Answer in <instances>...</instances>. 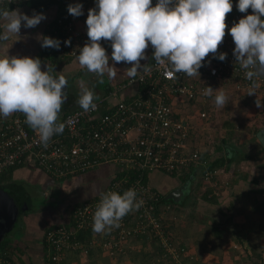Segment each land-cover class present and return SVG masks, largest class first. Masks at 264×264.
<instances>
[{"label":"built area","instance_id":"obj_1","mask_svg":"<svg viewBox=\"0 0 264 264\" xmlns=\"http://www.w3.org/2000/svg\"><path fill=\"white\" fill-rule=\"evenodd\" d=\"M156 3L157 0H152V6ZM248 14H252V9L241 13L235 8L227 14L226 35L217 53H227L224 61L209 54L204 66L198 70L200 75L189 77L173 72L167 62L158 65L152 58L134 78L127 76L125 81L94 101L95 110L85 112L78 107L61 116L58 123L64 124L63 132L53 135L47 146L41 143L37 131L28 132L24 128L25 118L20 112L2 119L0 175L25 162H31L55 178L73 177L105 164L118 168V174L107 182L101 193L70 209L74 221L71 229L55 224L42 231V239L50 251L46 252L45 264H64L66 252L86 256L90 249L113 258L123 254L125 243L138 235L161 246L164 252L160 255L166 263L189 264L181 258L182 247L173 245L166 237L170 233L167 231L171 219L170 205L161 201L160 192L145 179L154 171L165 175H186L190 170H199L203 163L198 148L191 141V134L199 128L198 124L209 121V105L215 103L216 95L224 93L220 84L226 83L235 91L264 89V74L249 80L246 72L253 69H244L236 62L233 55L235 44L228 32L234 23ZM65 16L56 18V24L47 28L46 37L61 41L59 50L53 48L58 54H64L66 45L63 42L70 39V54L77 55L75 50L83 47L89 38L75 27V17L68 14L66 20ZM110 43L101 41L105 49ZM129 86L136 88L133 94L110 102V98H116ZM208 87L214 90L211 95L206 94ZM213 174L205 171L202 180ZM130 188L136 190L137 200L142 202L139 209L123 217L118 228L104 233L94 232L93 215L102 194L117 192L122 195ZM79 228L92 230L86 245L72 237L73 229ZM0 264L16 263L0 251Z\"/></svg>","mask_w":264,"mask_h":264},{"label":"clouds","instance_id":"obj_2","mask_svg":"<svg viewBox=\"0 0 264 264\" xmlns=\"http://www.w3.org/2000/svg\"><path fill=\"white\" fill-rule=\"evenodd\" d=\"M241 13L248 14L228 29L235 48L233 55L246 72L249 80L264 74V0H238ZM233 9L232 0H96L88 10L86 19L88 42L79 49L77 60L82 68L100 77L105 74L115 78L117 72L109 64V56L101 41H110L111 60L131 64L125 70L134 78L138 69L144 70L141 61L146 59L149 44L154 49L152 58L158 65L169 64L175 73L189 77L200 75L205 58L224 61L227 53H218L226 35V17ZM68 13L73 17L83 15L81 3L69 4ZM0 18L7 21L0 40L9 34L19 35L21 27L33 28L46 19L43 13L31 16L19 9L0 11ZM23 22V23H22ZM70 45V39L63 42ZM61 41L51 37L41 38V47L59 50ZM210 63V61H209ZM49 65L42 70L39 57L9 56L0 58V116L7 118L20 112L26 123L38 132L40 141L47 146L55 134L63 132L64 124L58 123L59 113L67 99L65 76L52 75ZM214 90L207 88V95ZM253 93H250L251 95ZM95 94L81 82L78 104L85 111L95 110ZM227 96L220 92L215 97L218 106L227 103ZM261 107V103H257ZM135 189L122 195L117 192L102 194L93 215V231L104 233L120 226L129 212L141 206Z\"/></svg>","mask_w":264,"mask_h":264},{"label":"rangeland","instance_id":"obj_3","mask_svg":"<svg viewBox=\"0 0 264 264\" xmlns=\"http://www.w3.org/2000/svg\"><path fill=\"white\" fill-rule=\"evenodd\" d=\"M85 81L84 86L99 98L100 93ZM226 89L233 91L227 103L209 105V121L198 124L191 141L207 160L222 153L229 159L212 177L202 180L196 171L186 179L185 193L173 201V230L179 240H190L192 264H264V191L258 192L264 189V89ZM76 91L78 102L81 86ZM148 180L163 194L182 183L176 176L156 171L149 173ZM36 188L31 191V200L38 208L50 200L40 196ZM205 193L214 201L203 199ZM180 198L182 202L177 204ZM155 250L153 243L141 240L120 256L102 255L97 262L84 257L81 263L160 264Z\"/></svg>","mask_w":264,"mask_h":264},{"label":"crops","instance_id":"obj_4","mask_svg":"<svg viewBox=\"0 0 264 264\" xmlns=\"http://www.w3.org/2000/svg\"><path fill=\"white\" fill-rule=\"evenodd\" d=\"M71 2L73 4L81 3L83 5V15L77 17L78 22L76 25L77 27H87L86 19L88 10L95 7L96 0H72ZM232 4L233 9L237 8L238 0H232ZM31 5L21 7L20 11L29 16L33 12L43 13L46 19L42 20L39 25L33 28H24L22 26L19 35L9 34L8 40H0V58L6 55L43 58L41 38L46 36L47 25L54 20L57 11H55L53 6H50L47 10H41L38 4ZM6 23L7 21L0 18V34L5 32ZM153 51L154 49L149 44L148 49H146V59L141 61L142 65H145L152 58ZM106 54L110 58V66L116 68L114 69L117 72L115 78H109L107 74L100 77L95 73L89 72L86 68L79 72L81 66L78 60H61L62 62H59L53 68L52 75L56 77L63 75L68 82L65 89L67 99L62 105L59 117L65 112L80 107L77 100L75 101L76 89L78 86H81V82L84 80H86L85 82L88 81L90 87L92 86L97 93H100L99 96H101L106 87L116 85L122 78L124 79L127 76L124 74L125 70L132 65L124 62L116 63L111 60V43L106 47ZM42 70H46V63L44 62H42ZM99 84L102 85L101 88H98ZM83 85L85 84L83 83ZM219 88L224 91L226 96L232 95L231 92L233 91L226 89V83L220 84ZM135 90V87L129 86L121 90L116 98H110V102H115L117 99H126ZM101 108L103 109V105H101ZM3 118L0 116V124ZM117 173V166L111 164H105L98 168L85 171L80 175L63 178L49 176L31 162L21 163L6 169L0 175V186L10 188V191L16 197H23L29 203H25V208L14 218L11 228L0 239V242H2L0 244V251L2 249L16 264H45L44 257L46 256V251L44 250L42 231L51 225L65 221L68 216L67 212H69L72 205L80 201H88L90 198L92 199L97 196L105 189L107 182ZM35 187H37L36 192L40 196L49 199L50 202L39 205L38 208L36 205L33 206L36 203L31 200V191ZM186 242L190 245V240ZM95 252L86 256L76 252H66L63 259L64 264H84V262L81 263L84 257H91L93 261H96V259L98 261L103 257V254ZM106 260L107 258L104 259L105 262H107ZM86 264L94 263L87 261Z\"/></svg>","mask_w":264,"mask_h":264},{"label":"trees","instance_id":"obj_5","mask_svg":"<svg viewBox=\"0 0 264 264\" xmlns=\"http://www.w3.org/2000/svg\"><path fill=\"white\" fill-rule=\"evenodd\" d=\"M31 4H38V6H40L41 10H47V9H49L50 6L51 7L53 6L55 8V11H57L56 14H55V18H54V20L52 22H50L47 25V28H48L51 25H55L56 24V18H58L59 16H62L63 14L66 15L65 16L66 20H68L67 16H68L69 13H68L67 9H68L69 4H73V3L71 2V0H15V1L14 0H0V11H3V10H16V9L21 10V7H23V6H32ZM77 22H78V18L75 17V21H74L75 27L77 29L81 30L87 37V27H85V26L77 27V25H76ZM69 46L70 45H66L64 47V54L63 53L62 54H58L57 52H55L53 50V48H50V47L49 48H43V50H42L43 58H40V59H41L42 62L46 63V65H49L51 68H54L59 62H62L61 60H65V61L66 60H77V55H79V49L82 48V46L75 50L77 52L76 53L77 55L70 54V47ZM151 60H152V58L145 65H147ZM82 70H84V68H82V67L79 68V72L82 71ZM126 77L124 79H122L121 81H119L118 83H121V82L125 81ZM114 86L115 85H113L112 87H106L104 92H103V94L99 98L104 96V94H106ZM251 90H260V89L252 88ZM103 110L104 109H102L100 107V112H102ZM65 113H67V112H65ZM65 113H63L61 116H63ZM21 116H23L25 118L23 125H24V128L29 132L30 130H32V128L26 123V117L24 116L23 113H21ZM61 116L59 117V119L61 118ZM217 149H219V147H217ZM199 159L202 161L203 164H201L199 166V170L197 172H199V174L202 175L205 171H209V172H213L214 173V170L218 169L219 167H221L223 165H225V162L228 161L227 159H229V158H227L226 154L224 155V153H222L221 155H218V157H215V158H213L211 160H207V156L199 150ZM193 174H194V172H192L190 170V171H188V173H186V175L177 174V175H168V176H176L179 180H182V183H181L180 186H181V193L184 194L185 191H186V185H185L186 183H185V181H186L187 178H189V176H191ZM148 175H149V173H148ZM145 180L149 183L148 176L146 177ZM209 190H207V192H209ZM262 191H264V189L260 188L258 192H262ZM206 193L203 195V199L208 200L210 202L214 201L213 196L210 195L209 197H206ZM160 194H161V196H160L161 201L163 203H167V204L170 205L169 206L170 207L169 210L171 211V213H170L169 216H171L172 215V210L174 209V206H176V205L173 203V201L168 200V199H164V196H165L166 193L163 194V193L160 192ZM95 197H93V198H95ZM180 201L182 202L181 198L178 200L177 204H180ZM81 203H82V201L72 205L71 208H73L74 206L80 205ZM67 213H68V216H67L66 220L62 221L60 223H57V225L62 224L65 228L71 229V227L74 225V221L70 217V210ZM172 221H173V218H171L170 221H169V225H168L167 231L170 232V233L167 234L166 237H168L170 239V241L172 242L173 245H177L179 247H182V251L180 252V254H182L181 255L182 260L183 259L187 260V261H189V264H192L191 263L192 262V259H191L192 258V256H191V251H192L191 249L192 248H191V246L189 244H187L186 241L179 240L178 237L175 235L174 230H173ZM53 226L54 225H51V226L47 227V229H49V228H51ZM216 231H215V235H219L220 232H216ZM91 234H92L91 228H88V229L79 228V229H73L72 237H74L76 240L80 241L82 244L86 245L89 242ZM143 238L144 237H142V235H138L136 237V239H133L130 242L125 243V245H124L125 246L124 253L126 252L127 248L130 245H132V243H134L136 241L145 240ZM168 238H167V242H169ZM150 242L155 245V249H156L155 253H156L157 259L160 261V264H168V263H166L165 261L162 260V256L160 255L162 252H164V251H162V247L159 246L154 240H151ZM1 243L2 242H0V244ZM43 245H44V250L49 253L50 251L48 250V246L46 245V243L44 241H43ZM1 251H2V249H1ZM88 252H89L88 255L92 254V253L95 252V249L94 250L90 249ZM95 253H97V252H95ZM120 255H122V254H120ZM120 255H118V256H120ZM6 256H7V254H6ZM46 257L47 256L44 257V261H45ZM115 257H117V256H115Z\"/></svg>","mask_w":264,"mask_h":264},{"label":"water","instance_id":"obj_6","mask_svg":"<svg viewBox=\"0 0 264 264\" xmlns=\"http://www.w3.org/2000/svg\"><path fill=\"white\" fill-rule=\"evenodd\" d=\"M10 190L8 187L0 186V239L11 228L14 218L25 208V203H29L23 197H16ZM181 194L179 186L168 191L164 199L177 201Z\"/></svg>","mask_w":264,"mask_h":264},{"label":"flooded vegetation","instance_id":"obj_7","mask_svg":"<svg viewBox=\"0 0 264 264\" xmlns=\"http://www.w3.org/2000/svg\"><path fill=\"white\" fill-rule=\"evenodd\" d=\"M179 187V186H178ZM181 187V186H180Z\"/></svg>","mask_w":264,"mask_h":264}]
</instances>
